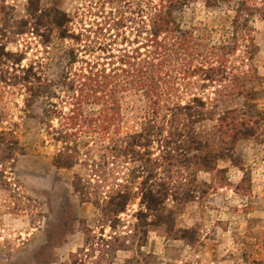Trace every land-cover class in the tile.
<instances>
[{"label": "rangeland", "instance_id": "374dc122", "mask_svg": "<svg viewBox=\"0 0 264 264\" xmlns=\"http://www.w3.org/2000/svg\"><path fill=\"white\" fill-rule=\"evenodd\" d=\"M153 3L0 0V264H264V0L167 4L215 68L172 72L187 125L81 71Z\"/></svg>", "mask_w": 264, "mask_h": 264}, {"label": "trees", "instance_id": "16d2710c", "mask_svg": "<svg viewBox=\"0 0 264 264\" xmlns=\"http://www.w3.org/2000/svg\"><path fill=\"white\" fill-rule=\"evenodd\" d=\"M184 1L161 0L159 4L153 3L150 5L151 8H154L153 14L148 17V22L142 18L141 14H139L140 18H133L132 20L137 23V26L133 28L135 34L131 41L134 45L132 44L133 46L131 45L130 48L123 46L115 52L111 48H107V44H104L103 41L98 42L100 37L94 39V42H98V45H95V43L93 47L106 48L104 51L107 52L102 60L100 57L85 60L87 65L85 69L81 68V71L85 72L86 79L90 80V88L94 94L97 91L101 92L98 97L102 98L103 94L107 95L108 92L114 95L117 92L133 88L141 92L148 100H151L153 105L151 112L154 114L149 117L153 118V122H156L154 115H158L162 110L167 111L166 115H169L167 119L169 123L176 122L177 114L185 111L184 118L187 122L183 120L182 125H187L189 121L193 123L194 118L203 116L205 103L197 94H193L184 102L182 98L172 99V96L176 94L175 91L178 90L177 81H175L177 76H173V70L178 68L179 73L183 72L184 74L189 69L194 72L201 71L204 74L207 71L206 69H215L213 66L205 67L203 64L192 66V69H190L192 61L188 57L196 58L195 54H199V52H194L193 49L198 41L194 43L189 38L192 36L189 31H182L177 28L169 15V11L166 10L167 4L172 6ZM141 11H144L143 8H141ZM46 13L59 16L52 11ZM54 20L61 25L65 21V16L58 19L54 18ZM118 20L114 21L115 24L119 27L123 26V22L120 19ZM62 36L66 35L63 34ZM123 38L129 41L126 35H123ZM107 66H109V69ZM205 76L203 78L211 77L208 74ZM185 77L187 78V76ZM193 83L192 81L186 82V88H190ZM81 84L86 83L82 82ZM188 132H190L188 141H195L196 137L192 129ZM182 134L183 131L180 132V135Z\"/></svg>", "mask_w": 264, "mask_h": 264}]
</instances>
